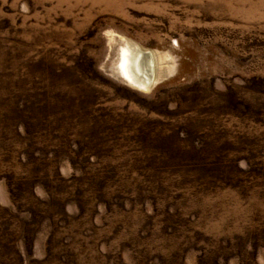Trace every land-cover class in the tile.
Segmentation results:
<instances>
[{
	"label": "rangeland",
	"instance_id": "1",
	"mask_svg": "<svg viewBox=\"0 0 264 264\" xmlns=\"http://www.w3.org/2000/svg\"><path fill=\"white\" fill-rule=\"evenodd\" d=\"M5 113L0 264H264V0H0Z\"/></svg>",
	"mask_w": 264,
	"mask_h": 264
},
{
	"label": "bare ground",
	"instance_id": "2",
	"mask_svg": "<svg viewBox=\"0 0 264 264\" xmlns=\"http://www.w3.org/2000/svg\"><path fill=\"white\" fill-rule=\"evenodd\" d=\"M119 62L121 73L133 87L145 90L154 82V57L150 52L127 45L120 50Z\"/></svg>",
	"mask_w": 264,
	"mask_h": 264
},
{
	"label": "trees",
	"instance_id": "3",
	"mask_svg": "<svg viewBox=\"0 0 264 264\" xmlns=\"http://www.w3.org/2000/svg\"><path fill=\"white\" fill-rule=\"evenodd\" d=\"M3 106H5V105H3ZM4 107H2V109H3ZM19 113H21L22 114V112H19ZM17 114V116H15L14 118H9L8 117V115H7V113H5V117H4V115H2L1 114V116H0V118L2 117L4 120L3 121H1L0 122V129H5L3 126H4V124L5 123H7V120H8V122L10 123V122H12V123H10V125H11V127H15L16 125L18 126V123H19V118L21 117V115L20 114ZM1 118V119H2ZM18 122V123H17ZM8 124V123H7ZM9 125V124H8ZM4 132H6V131H2L1 133H4ZM0 133V134H1ZM10 179L11 180H14L15 178H13V175L12 176H10ZM15 180H18V179H15ZM7 226H10V224H8Z\"/></svg>",
	"mask_w": 264,
	"mask_h": 264
}]
</instances>
